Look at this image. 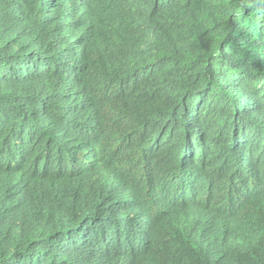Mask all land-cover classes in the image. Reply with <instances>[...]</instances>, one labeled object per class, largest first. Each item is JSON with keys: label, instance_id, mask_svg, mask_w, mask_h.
<instances>
[{"label": "trees", "instance_id": "obj_1", "mask_svg": "<svg viewBox=\"0 0 264 264\" xmlns=\"http://www.w3.org/2000/svg\"><path fill=\"white\" fill-rule=\"evenodd\" d=\"M0 264H264V0H0Z\"/></svg>", "mask_w": 264, "mask_h": 264}]
</instances>
